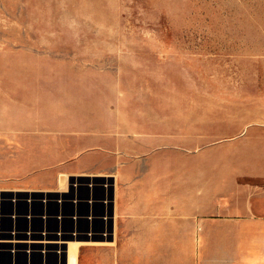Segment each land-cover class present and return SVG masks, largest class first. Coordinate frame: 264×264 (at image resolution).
<instances>
[{
  "label": "rangeland",
  "instance_id": "374dc122",
  "mask_svg": "<svg viewBox=\"0 0 264 264\" xmlns=\"http://www.w3.org/2000/svg\"><path fill=\"white\" fill-rule=\"evenodd\" d=\"M233 110L264 120V0H0V187L14 189L0 194L37 197L0 202V235L66 233L86 264L85 202L133 200L119 172H133L135 134L157 144L169 120L184 144ZM110 221L90 245L134 264L132 223L112 240ZM64 249L0 250V264H64Z\"/></svg>",
  "mask_w": 264,
  "mask_h": 264
},
{
  "label": "crops",
  "instance_id": "0c3cea01",
  "mask_svg": "<svg viewBox=\"0 0 264 264\" xmlns=\"http://www.w3.org/2000/svg\"><path fill=\"white\" fill-rule=\"evenodd\" d=\"M251 117L241 110L215 116L208 123L211 132L194 122L191 129L199 131L188 133L184 144L178 138L175 143L169 120L157 144L143 146L136 133L133 172L129 167L119 172L130 184L123 193L132 192L133 200H117L114 191L110 205L94 195L85 202L84 220L93 234L86 240V264H105L107 248L90 244L105 241L104 226L96 224H104L109 210L112 240L132 223L134 264H264V120L247 123ZM71 190L73 196L77 188Z\"/></svg>",
  "mask_w": 264,
  "mask_h": 264
},
{
  "label": "bare ground",
  "instance_id": "6f19581e",
  "mask_svg": "<svg viewBox=\"0 0 264 264\" xmlns=\"http://www.w3.org/2000/svg\"><path fill=\"white\" fill-rule=\"evenodd\" d=\"M68 175V174H66ZM78 185V184H77ZM71 189V188H70ZM65 190V189H64ZM67 191V192H66ZM5 192V191H3ZM7 192V191H6ZM9 195H22L21 193H8ZM72 190L70 191V194H68V190H65V192H60L58 191L56 194L51 195L47 194V197L53 201V199H62L65 200L68 197H71ZM26 197L31 196V195H25ZM66 233H63V235L58 234V235H51L48 233H44L41 236H36L34 233L28 235L27 237L20 236V235H12V236H4L0 235V250L2 251H9L10 252H21L25 251L26 252H31L35 253L37 251H40L43 253L44 257H47L48 252H52V250H63L64 256L66 255V264H76V250L75 246H78L82 242L80 241H71L67 240L66 238ZM66 245V246H65ZM79 250V248H78ZM76 253V254H75ZM29 255V254H28ZM78 260V259H77ZM78 263V261H77Z\"/></svg>",
  "mask_w": 264,
  "mask_h": 264
},
{
  "label": "built area",
  "instance_id": "2783aa9c",
  "mask_svg": "<svg viewBox=\"0 0 264 264\" xmlns=\"http://www.w3.org/2000/svg\"><path fill=\"white\" fill-rule=\"evenodd\" d=\"M0 196H1L0 197L1 204L4 201L6 202V200H8L9 202L13 203L14 205L15 204L17 205L18 203L23 202V201H26L27 203L32 204L37 199V197H34L32 195L31 196L27 195L28 197H26L25 195H15V194L14 195H7L6 193H1ZM1 206H3V204ZM15 216H16L15 214H11V217H15ZM27 216L31 217V214L29 213Z\"/></svg>",
  "mask_w": 264,
  "mask_h": 264
}]
</instances>
